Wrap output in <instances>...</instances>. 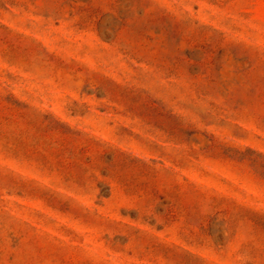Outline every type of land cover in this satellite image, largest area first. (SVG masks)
I'll return each instance as SVG.
<instances>
[{"label":"rangeland","instance_id":"1","mask_svg":"<svg viewBox=\"0 0 264 264\" xmlns=\"http://www.w3.org/2000/svg\"><path fill=\"white\" fill-rule=\"evenodd\" d=\"M0 264H264V0H0Z\"/></svg>","mask_w":264,"mask_h":264}]
</instances>
